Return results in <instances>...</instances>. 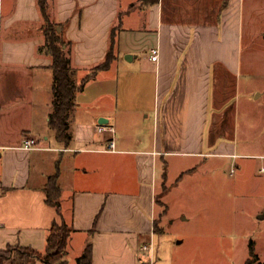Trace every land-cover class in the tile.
<instances>
[{
	"label": "crops",
	"instance_id": "obj_1",
	"mask_svg": "<svg viewBox=\"0 0 264 264\" xmlns=\"http://www.w3.org/2000/svg\"><path fill=\"white\" fill-rule=\"evenodd\" d=\"M48 10L79 80L106 59L115 27L116 57L77 93L65 144L50 125L54 74L52 55L39 51V0H0V249L44 251L53 223L65 220L70 264L88 244L92 264H169L155 260L156 219L170 212L171 187L198 168L188 162L264 159L238 150L228 99L215 102L216 83L264 80V0H48ZM100 123L115 132H100ZM29 137L36 148L22 147ZM111 138L117 150L104 151ZM54 174L60 210L47 199Z\"/></svg>",
	"mask_w": 264,
	"mask_h": 264
},
{
	"label": "rangeland",
	"instance_id": "obj_2",
	"mask_svg": "<svg viewBox=\"0 0 264 264\" xmlns=\"http://www.w3.org/2000/svg\"><path fill=\"white\" fill-rule=\"evenodd\" d=\"M255 88L263 94L256 97ZM226 99L240 141L238 150L264 151V80L242 76L236 85L216 83L215 102L221 104ZM263 162L260 158L222 156L190 160L186 169L198 168L171 187L170 212L164 222L156 219L160 231L155 236V260L164 262L167 256L169 264H246L253 257V240L259 255L251 264H264ZM177 176L178 171L173 170L170 182ZM68 251V258L74 261L73 238Z\"/></svg>",
	"mask_w": 264,
	"mask_h": 264
},
{
	"label": "trees",
	"instance_id": "obj_3",
	"mask_svg": "<svg viewBox=\"0 0 264 264\" xmlns=\"http://www.w3.org/2000/svg\"><path fill=\"white\" fill-rule=\"evenodd\" d=\"M41 12L45 17L42 29L46 42L39 48V51H46L52 55L51 67L54 74L53 83V111L50 115V125L56 132L58 140L68 144L71 139L70 118L76 107L77 93L85 87V84L93 79L96 74L111 64L116 57V31L113 29L112 42L106 59L97 66L88 69L86 74L79 80L77 69L72 64L71 48L59 25L55 22L48 10V0H39ZM47 199L50 203L61 208L60 196L61 186L58 182V174L49 179L47 185ZM155 230H158L156 221ZM73 228L65 221H55L50 228L47 237V245L44 251L32 246L20 244L9 245L6 249H0V264L16 263L29 264L36 260H42L47 264H70L67 259L69 238ZM250 253L253 257L248 258L246 264H251L258 259L253 240L250 242ZM93 247L88 244L83 253L77 258L76 264H92ZM255 258V259H253Z\"/></svg>",
	"mask_w": 264,
	"mask_h": 264
},
{
	"label": "built area",
	"instance_id": "obj_4",
	"mask_svg": "<svg viewBox=\"0 0 264 264\" xmlns=\"http://www.w3.org/2000/svg\"><path fill=\"white\" fill-rule=\"evenodd\" d=\"M159 56H160L159 47L152 48L151 58L154 61H158L159 60ZM98 130L100 132L108 131L110 133H114L115 132V127L113 125H106V124L100 123L98 125ZM22 147L25 148V149L36 148L37 147V140L34 137L26 138L24 140V143H23ZM1 148H2V146H0V149ZM116 150H117V144H116L115 139L114 138L109 139L107 146L104 148V151H116ZM262 170L264 171V166L262 167ZM235 171L236 170L233 167L232 168V172H235ZM153 248H154L153 243L144 246V249L148 250V251L153 250Z\"/></svg>",
	"mask_w": 264,
	"mask_h": 264
},
{
	"label": "water",
	"instance_id": "obj_5",
	"mask_svg": "<svg viewBox=\"0 0 264 264\" xmlns=\"http://www.w3.org/2000/svg\"><path fill=\"white\" fill-rule=\"evenodd\" d=\"M59 30H61V28H59Z\"/></svg>",
	"mask_w": 264,
	"mask_h": 264
}]
</instances>
